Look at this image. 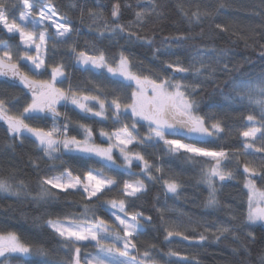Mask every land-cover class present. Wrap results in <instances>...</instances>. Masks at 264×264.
I'll list each match as a JSON object with an SVG mask.
<instances>
[{
	"label": "trees",
	"instance_id": "1",
	"mask_svg": "<svg viewBox=\"0 0 264 264\" xmlns=\"http://www.w3.org/2000/svg\"><path fill=\"white\" fill-rule=\"evenodd\" d=\"M5 2L17 5L14 11L9 12V22H12L22 10L19 7L20 0ZM48 2L49 0H36V6L40 7ZM51 3L62 19L67 15L74 31L67 43L56 44L55 51L47 53L48 62L50 65L63 62L74 88L79 87L82 92L98 95L106 104L114 98V89H121V96H130L131 87H124L125 83L120 79L114 80L106 74L102 77L100 72L94 75L75 65V60L69 54L70 46H75L77 51L83 50L94 55L98 54L93 51L95 45L104 51L106 57H115L116 60L123 51L130 58H134L131 63L135 67H131V70L151 79L157 74L162 79L170 77L172 72L166 70L167 63L175 64L180 61L183 67L190 64L201 67L196 59L198 55H203L204 63L209 67V71L203 72L200 77L188 75L187 80L181 82L197 85L195 94L188 96L190 101L194 100L198 105L196 114L203 115L209 124L219 121L224 127L225 131L220 137L199 146L234 153L238 159L232 160L225 168V171L233 173V178L230 182L222 184L218 183L216 178L219 203L216 208H207L208 189L202 182V176L211 164L208 158L193 162L179 154H166L162 142L154 147L129 146L134 151H141L153 164L164 169L161 173L153 170L154 175L162 176L163 179L174 177L181 184L178 194L173 196L165 195L163 180L149 181L143 175L116 176L120 187L124 180H143L146 185L144 195L128 207L129 212L140 211L145 217H151L150 222L141 221L143 230L134 240L140 253L149 249L155 264H261V256L264 255V226L260 223H247V190L244 187L245 174L242 167L248 163L259 172L264 168V161L260 159L261 154L248 155L249 159L239 155L245 143L240 133L252 126L246 118L248 115H254L259 121L260 106L250 103L246 91L236 89L235 85L247 84L253 88L264 86V0H51ZM117 3L121 5L120 24L127 25L135 21L136 11L147 12L140 24H133L123 33L113 34L110 26L115 21L111 17V11ZM73 4L76 6L72 7ZM125 4L128 7H124ZM89 10L102 13V18L97 19L90 15ZM194 13L199 15L198 20L193 16ZM16 22L18 23L17 19ZM106 22L108 29L105 28ZM217 24H220L221 28H217ZM47 31L54 33L52 28ZM101 32L104 33L102 38ZM130 32L141 39L134 37L129 41ZM177 36L188 39L180 45L164 43L166 39ZM0 41L7 42L20 53L23 52L18 36L7 35L1 25ZM147 41H152L151 46ZM47 47L52 49L53 42L49 41ZM169 47L172 49L171 53L163 51ZM157 49L162 51L154 56L153 53ZM222 51L227 55L220 57V63H217V56ZM205 53L207 55H204ZM225 64L228 71H222ZM179 76L180 74H177L176 79H179ZM49 77L50 75H45L42 78ZM60 85L66 89L69 81L65 80ZM241 96L244 99H241ZM9 97H19L15 108L12 109L13 113L16 109L22 111L25 101H29L25 90L0 79V98ZM252 98L259 100L262 95L254 92ZM60 112L67 113L73 122L70 135H76L77 122L85 123L93 127L95 142L98 144L101 143V128L105 131H115L124 123L129 126L132 123L129 118L114 125L111 111L107 113L106 121L91 115L86 117L73 106L62 107ZM209 117L214 119H208ZM63 120L62 115L60 122ZM27 122L40 126H50L52 123L51 119ZM255 126H259V123ZM137 127L141 136L147 134L146 126ZM260 143L257 140L256 146H260ZM54 155L59 158L48 160L34 139L25 138L21 143L20 139L11 137L7 127L0 124V178H10L14 186L22 182L24 191L29 193L28 196L20 197L0 193V230L14 232L22 241L43 246L51 253L47 260L24 257V264H56L57 261L74 255V248L70 252L58 235L46 226V222L48 219L57 218L67 220L69 214L79 216L83 211V204L86 203L84 197L75 191L64 193L55 189L54 192H59L58 199L33 200L32 197L40 191L38 182L41 177L61 173L66 168L72 170L75 175L78 170L88 167H95L105 175L115 176L114 171L103 167L95 158L81 159L78 154L61 152ZM34 161L39 163V170L33 166ZM132 170L135 173L141 171L137 163ZM256 184L259 189H264V182L258 178ZM123 198L120 189L114 188L106 191L102 200ZM98 214L108 222L112 220V216L103 209H99ZM217 225L227 226L230 231L221 235L216 231ZM166 229L180 231L183 235L166 240ZM249 232L252 236L248 235ZM201 235L206 237L204 241H200ZM183 236L189 239L185 240ZM94 249L92 242H83L81 258ZM169 251L178 252L180 255L171 257L168 255ZM132 254L136 255L135 252ZM11 263L21 264L15 259Z\"/></svg>",
	"mask_w": 264,
	"mask_h": 264
},
{
	"label": "snow or ice",
	"instance_id": "2",
	"mask_svg": "<svg viewBox=\"0 0 264 264\" xmlns=\"http://www.w3.org/2000/svg\"><path fill=\"white\" fill-rule=\"evenodd\" d=\"M75 6V4L72 5V7ZM16 7L15 4L10 5L5 0H0V25L9 34H18L20 45L23 48L22 54L14 56L7 43H0V48L4 49L0 53V77L11 78L18 82L28 94L30 102L26 100L22 111L16 109V112L13 113L12 109L15 108L19 97L0 98V121L7 125V132L13 139H20L21 143L25 138L34 139L43 151L44 157L50 161L59 158L54 154L59 153L62 148L64 153L78 154L81 159L95 158L103 167L115 172V176L105 175L103 171L95 167H88L78 170L74 175L72 170L66 168L59 175H45L39 179L40 191L35 197H32L33 200L48 198L56 200L59 197V192L75 191L81 194L86 201L79 216L69 214L67 221L57 218L48 219L46 222V226L58 235L63 244L68 246L70 252L74 248V255L68 259L59 260L56 264H155L151 251L145 249L143 253H140L134 242L143 230L141 221L150 222L151 217H145L144 213L140 211H128L129 205L134 204L135 200L146 192L145 182L143 180H124L120 187L116 176L143 175L149 181L160 182L163 180L162 186L165 195H177L181 184L174 177L163 179L162 176L154 175L153 170L156 173H161L164 169L153 164L141 151H134L129 147H154L162 142L166 154H179L193 162H197L200 158H208L211 164L202 176V182L208 189L206 207H217L219 202L215 180L218 178L220 182H225L232 179L233 173L225 171V168L232 160L238 158L229 151L210 150L208 147L197 146L212 142L225 131L221 122L215 121L209 124L203 115L196 114L198 105L194 100L190 101L188 96L195 94L197 85L181 82L187 80L188 75L198 78L203 72L209 71V67L204 63L203 55H198L196 58L201 65L199 68L194 64L183 67L180 65V61H176L175 64L167 63L166 70H172V75L162 79L157 74L154 79H151L133 72L131 67H135V65L131 63V60L134 58H130L123 51L120 52L117 63L115 57H106L104 51L99 50L95 45H93V51L98 54L94 55H89L83 50L77 51L75 46H70L69 54L77 65L90 66L95 70L106 69L112 79L123 78V81L127 82L124 87H132L134 84L130 96H121L119 94L121 89H114L112 93L114 98L106 106L105 100L100 96L84 95L78 89L73 88L63 62L50 65L47 60V53L55 51L56 44L67 43L74 31L67 15L63 17V22L58 20L57 9L51 0L39 9H37L36 0L33 2L20 0L19 7L22 10L18 20L23 24L17 23L15 17L12 22H9V12L14 11ZM124 7H128V5L125 4ZM146 12L147 10L136 11L134 13L135 21L127 25L120 24L121 5L115 4L111 11V17L115 23L110 26V31L113 34L123 33L133 24H140ZM89 14L97 19L102 18V13H94L89 10ZM193 16L197 20L199 19L198 14L194 13ZM28 25H31L30 30ZM216 27L221 28V25L217 24ZM48 28H54V33L50 34L47 31ZM105 28H109L107 22ZM103 35L104 33L101 32V38ZM134 37L137 40L141 39L135 36V33L130 32L129 41ZM186 39L188 37L177 36L166 39L164 43L180 45ZM49 41L53 42L52 49L47 47ZM147 43L151 46L152 41H147ZM33 50L35 54H33ZM161 51V49H157L153 55L157 56ZM163 51L171 53L172 49L169 47ZM226 55V52H220L217 56V63H220V57ZM84 70L89 69L85 68ZM222 71H228L227 64L224 65ZM177 74H180L179 79H176ZM45 75H50V79L42 78ZM65 80L69 81L67 89L58 86ZM235 88L246 91L249 102L260 106L259 121L256 116L248 115L247 122L252 126L242 131L240 136L245 141L243 144L244 154L252 156L261 154L260 159L264 161V86L253 88L247 84H237ZM254 92H259L262 98L253 100ZM240 98L244 99L243 96ZM58 105L66 108L69 105L74 106L82 115L86 117L91 115L100 118L101 121H106L107 113L111 111L114 125L120 124L122 119L129 118L132 123L131 126L124 123L115 131H105L104 128H101L99 130L101 143L98 144L95 142L93 127L85 123L77 122L75 124L76 135H70L69 131L73 122L67 113H61L58 110ZM97 105L98 110H95ZM62 115L64 120L61 123ZM48 119L52 121L50 126L33 125L27 122ZM208 119L214 118L209 117ZM257 123L259 126H255ZM138 125L146 126V135H140ZM168 136L179 138L169 139ZM183 140L191 142L184 143ZM257 140L261 142L260 146H256ZM105 142L107 143L106 147L103 146ZM114 150H118L119 156L123 160L122 164L117 163ZM134 161L140 167V173L132 171ZM33 166L39 170L38 162L34 161ZM243 173L246 176L244 187L247 189V223L249 225L257 223L264 225V190L259 189L256 184L257 178L264 182V168L258 172L255 167H250L248 163H245ZM24 188L22 182L14 186L10 182V178H0V193L16 197L28 196L29 193L24 191ZM114 188H119L120 194L124 198L102 200L105 192ZM54 189L59 192H54ZM96 202L99 204L97 205ZM99 209H103L104 212L115 217L118 224L110 225L98 214ZM216 231L223 235L228 233L230 228L217 225ZM2 232H6V230H0V233ZM182 235L180 231L166 229L165 239ZM248 235L252 236V233L249 232ZM183 238L189 239L187 236H183ZM216 238L219 239V236ZM199 239L204 241L206 237L201 235ZM83 242H95L98 252L96 255L85 254L82 261L81 245ZM118 244H122V247H118ZM133 252L136 255H133ZM168 255L179 257L180 254L169 251ZM29 256L47 260L51 253L43 246L22 241L14 232L0 234V264H6L14 259L24 264V257ZM261 264H264V255L261 256Z\"/></svg>",
	"mask_w": 264,
	"mask_h": 264
},
{
	"label": "rangeland",
	"instance_id": "3",
	"mask_svg": "<svg viewBox=\"0 0 264 264\" xmlns=\"http://www.w3.org/2000/svg\"><path fill=\"white\" fill-rule=\"evenodd\" d=\"M44 6V4L42 5V6H40V7H37V9H39V8H41V7H43ZM19 15V14H18ZM35 15V14H34ZM18 17L19 16H17V21H18V23H21V24H23V22H21V21H19L18 20ZM57 19L58 20H60L61 22H63V19L58 15L57 16ZM1 27H2V29L7 33V35L9 34L8 32H7V30L6 29H4L3 28V26L1 25ZM28 29L30 30L31 29V25H28ZM53 29V31H55V29L54 28H52ZM41 30H43V29H41ZM9 35H17L18 36V34H9ZM18 38H19V36H18ZM0 43H7V42H1L0 41ZM8 44V43H7ZM9 45V44H8ZM19 45H20V41H19ZM10 46V45H9ZM11 47V50L13 51V54H14V56L16 55V54H22V53H20V51L19 50H17L15 47H13V46H10ZM22 47V46H21ZM23 49V48H22ZM4 49L3 48H0V53H2V51H3ZM33 54H35V52H34V50H33ZM89 55H91V54H89ZM118 60H119V58L116 60V62L118 63ZM75 65H77V64H75ZM79 66V65H78ZM113 66H115V64H113ZM79 67H81V66H79ZM85 68H87V69H89V70H86L87 72H90L91 74H94L95 75V72H97L95 69H91L90 68V66H83V67H81V69H85ZM99 72V75H101L102 77L106 74L107 76H109V77H111V74H108L107 73V71H106V69H104V70H98ZM48 79H50V77L48 78ZM117 79H120V80H122L123 81V78H117ZM124 82V81H123ZM124 83H127V82H124ZM58 86H60V87H62L61 85H58ZM67 88H68V85L66 86ZM66 88V89H67ZM74 88V87H73ZM133 88H134V84H133V86L131 87V92H132V90H133ZM74 89H78L79 90V92H81L82 94H84V95H93L92 93H86V92H82V90H80L79 89V87L78 88H74ZM261 99V98H260ZM253 100H255V99H253ZM29 102H30V100H29ZM106 104V103H105ZM69 106H71V105H69ZM106 106H107V104H106ZM62 107H64V106H62V105H58V110L60 111V109L62 108ZM74 107V106H73ZM78 110V109H77ZM95 110H98V105L96 106V108H95ZM79 111V110H78ZM131 126V125H130ZM167 138H169V139H173V138H179V137H173V136H168ZM182 142H184V143H188V142H191V141H186V140H183ZM103 146H107V143H105ZM197 146H199V145H197ZM211 150V149H210ZM61 153H64V151H63V149L61 148V151H60ZM114 152H115V154L117 155V163L118 164H122L123 163V160H122V158L119 156V153H118V150H114ZM239 155H241L243 158H245V159H249L248 158V155H245L244 154V151H242V152H240V154ZM250 159H253V158H250ZM137 162H135L134 161V164H136ZM243 167H244V165H243ZM243 167H242V169H243ZM133 171V170H132ZM60 173H58V174H54V175H59ZM134 181V180H133ZM246 181V176H245V179H244V182ZM247 190V189H246ZM261 190H264V189H261ZM67 221V220H66ZM109 224L110 225H115V224H118V221H115V217H113L112 216V220L111 221H109ZM258 224V223H257ZM106 242H111V241H106ZM94 245H95V242H92ZM118 247H122V244H118L117 245ZM97 252H98V249L95 247V249L93 250V251H91V252H89V253H86V254H92V255H96L97 254ZM83 257L82 258H84V256H85V254L84 255H82ZM6 264H12L11 263V261L10 262H6Z\"/></svg>",
	"mask_w": 264,
	"mask_h": 264
},
{
	"label": "water",
	"instance_id": "4",
	"mask_svg": "<svg viewBox=\"0 0 264 264\" xmlns=\"http://www.w3.org/2000/svg\"><path fill=\"white\" fill-rule=\"evenodd\" d=\"M168 71H171V72H172V70H168ZM0 78L9 81V82L15 84L18 88L24 90L23 87H22L21 85H19L18 82L13 81L11 78H4V77H0ZM0 124L3 125V126H5V127H7V125H6L4 122H2V121H0ZM230 181H231V179H230V180H226L225 182H220L219 179L217 178V182L220 183V184H222V183H227V182H230ZM261 226H264V225H261Z\"/></svg>",
	"mask_w": 264,
	"mask_h": 264
},
{
	"label": "flooded vegetation",
	"instance_id": "5",
	"mask_svg": "<svg viewBox=\"0 0 264 264\" xmlns=\"http://www.w3.org/2000/svg\"><path fill=\"white\" fill-rule=\"evenodd\" d=\"M97 72H95V73H98L99 71L98 70H96ZM0 79H2V78H0Z\"/></svg>",
	"mask_w": 264,
	"mask_h": 264
}]
</instances>
